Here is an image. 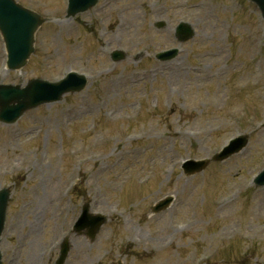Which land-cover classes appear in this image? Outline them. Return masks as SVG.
Masks as SVG:
<instances>
[{
  "label": "rangeland",
  "instance_id": "rangeland-1",
  "mask_svg": "<svg viewBox=\"0 0 264 264\" xmlns=\"http://www.w3.org/2000/svg\"><path fill=\"white\" fill-rule=\"evenodd\" d=\"M17 1L49 21L20 71L6 69L0 34V84L58 81L70 71L90 82L16 124L0 123V189L12 191L2 264H33L37 251L38 264H56L66 236L65 264H264V189L252 183L264 168L257 7L101 0L67 19L68 0ZM161 21L166 27L157 29ZM181 21L196 31L183 44L175 36ZM172 48L176 59L156 60ZM115 50L126 59L113 62ZM240 134L250 143L229 161L194 176L182 170L185 160L211 158ZM168 198L172 206L152 213ZM85 203L109 217L93 242L71 234Z\"/></svg>",
  "mask_w": 264,
  "mask_h": 264
},
{
  "label": "water",
  "instance_id": "water-1",
  "mask_svg": "<svg viewBox=\"0 0 264 264\" xmlns=\"http://www.w3.org/2000/svg\"><path fill=\"white\" fill-rule=\"evenodd\" d=\"M99 0H70L68 17L78 13L85 12L89 8L95 6ZM256 2L264 17V0H253ZM44 20L37 14L23 9L15 3L14 0H0V30L5 37L7 49L9 53L8 65L10 69H20L23 67L27 59L34 52V32ZM179 35L183 36V40L193 35L191 28L181 27ZM177 50L170 53L161 54L158 58L167 60L175 57ZM114 60H121L124 54L115 52L112 55ZM87 84L86 78L76 73H70L67 78L57 83L47 81L33 80L27 88L13 86H0V119L7 122H13L18 119L25 111L35 108L42 104H49L60 101L62 97L69 92H79ZM248 143V139L244 138L235 142L221 156H217L216 160H223L234 153L239 152ZM207 166V162H189L185 166L187 173L192 174L202 171ZM260 184L264 185V174L261 176ZM9 191L4 190L0 193V235L5 224L6 209L9 199ZM171 200L162 203L157 210L167 207ZM89 211V207H86ZM106 222V218L92 215H85L82 220L81 229L90 228V234L94 238L98 229ZM68 245H64L63 255L59 261L62 264L68 253ZM1 260V256H0ZM1 264V262H0Z\"/></svg>",
  "mask_w": 264,
  "mask_h": 264
},
{
  "label": "bare ground",
  "instance_id": "bare-ground-1",
  "mask_svg": "<svg viewBox=\"0 0 264 264\" xmlns=\"http://www.w3.org/2000/svg\"><path fill=\"white\" fill-rule=\"evenodd\" d=\"M128 25H129V23H127V22H123V23H121V26H120V27H124V26H125V28H126ZM125 28H119V31L123 32V31L125 30ZM127 29H129V28H127ZM42 254H43V253H42ZM41 256H43V255H41ZM41 256H40V254H39V251H37V253L34 252L33 255H32V257H31V261H32V263L34 264V260H35L36 264H38V263H39V260L42 259ZM40 257H41V258H40Z\"/></svg>",
  "mask_w": 264,
  "mask_h": 264
}]
</instances>
